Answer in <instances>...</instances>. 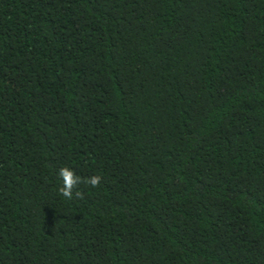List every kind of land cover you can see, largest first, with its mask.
Wrapping results in <instances>:
<instances>
[{"label":"trees","instance_id":"trees-1","mask_svg":"<svg viewBox=\"0 0 264 264\" xmlns=\"http://www.w3.org/2000/svg\"><path fill=\"white\" fill-rule=\"evenodd\" d=\"M0 264H264V0H0Z\"/></svg>","mask_w":264,"mask_h":264},{"label":"clouds","instance_id":"clouds-1","mask_svg":"<svg viewBox=\"0 0 264 264\" xmlns=\"http://www.w3.org/2000/svg\"><path fill=\"white\" fill-rule=\"evenodd\" d=\"M59 176L62 178L63 181V187L60 189V191L65 197L70 199L72 196L73 189L80 182V178L68 168H61L59 171ZM100 179L101 178L99 176H93L86 182L90 183L93 187H95L96 185H98Z\"/></svg>","mask_w":264,"mask_h":264}]
</instances>
